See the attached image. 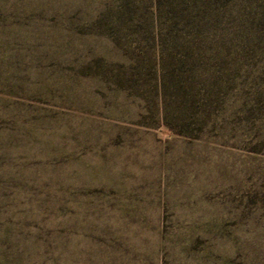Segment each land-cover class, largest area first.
Listing matches in <instances>:
<instances>
[{
	"label": "rangeland",
	"instance_id": "1",
	"mask_svg": "<svg viewBox=\"0 0 264 264\" xmlns=\"http://www.w3.org/2000/svg\"><path fill=\"white\" fill-rule=\"evenodd\" d=\"M0 264H264V0H0Z\"/></svg>",
	"mask_w": 264,
	"mask_h": 264
},
{
	"label": "trees",
	"instance_id": "2",
	"mask_svg": "<svg viewBox=\"0 0 264 264\" xmlns=\"http://www.w3.org/2000/svg\"><path fill=\"white\" fill-rule=\"evenodd\" d=\"M163 40H164V38H163ZM130 55H133V57H132V62L131 63H129V65H128V67H129V69H130V71L131 72H136L138 69H139V67H140V65H141V53L139 52V51H136V52H133V53H131V54H129V56ZM162 66H161V69H162V74H161V82L159 81V83H158V88H159V90L163 93V94H166V93H170L171 95H177V93H179L178 92V87L175 85V84H172L173 86H169L167 83H166V81H165V76H166V70H167V72H168V70H171L170 69V67H167L166 65H164L163 64V57H162ZM185 63H182V61H181V64L179 65V67H181L182 65H184ZM171 67L173 66V62L171 61V65H170ZM170 77H172V73H170ZM121 78H123V77H121ZM130 78V77H129ZM132 79V78H131ZM172 79V78H171ZM119 82L121 81L120 80V76L118 77V79H117ZM173 80V79H172ZM130 86H134V84L133 83H130ZM137 90V87H135V91ZM180 94V93H179ZM182 95V96H181ZM180 96H181V98H182V103H184V106H186L187 107V109H188V111H187V115L189 114V109L191 110L192 108H190V107H192V105H193V103L191 102V101H185L184 100V94H181ZM176 99H178V98H176ZM187 104V105H186ZM168 124V123H167ZM170 125V124H169ZM185 125H187V123L185 124L184 123V126Z\"/></svg>",
	"mask_w": 264,
	"mask_h": 264
}]
</instances>
